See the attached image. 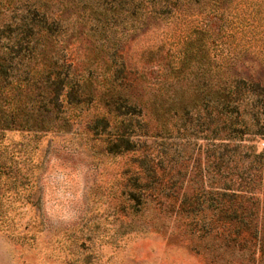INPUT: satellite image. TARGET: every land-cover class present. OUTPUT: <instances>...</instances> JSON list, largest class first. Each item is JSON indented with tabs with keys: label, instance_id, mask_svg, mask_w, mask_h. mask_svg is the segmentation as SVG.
I'll return each mask as SVG.
<instances>
[{
	"label": "rangeland",
	"instance_id": "obj_1",
	"mask_svg": "<svg viewBox=\"0 0 264 264\" xmlns=\"http://www.w3.org/2000/svg\"><path fill=\"white\" fill-rule=\"evenodd\" d=\"M52 1L56 10L62 0ZM149 1L140 8L138 0L87 6L80 22L72 15L59 57L74 77L91 71L93 78L61 92L67 124L0 130V264H264V246L257 249L246 233L250 242L230 240L229 232L230 246L224 245L213 210L221 203L222 222L235 213L261 220L264 168L253 159L228 164L246 172L252 194L220 197L211 187L221 168L214 146L220 86L242 88L248 125L224 142L264 157V97L246 91L250 83L264 86V18L257 15L254 37L213 29L199 39L187 34L200 26L189 19L200 22L203 3L151 18ZM224 4L238 18L242 9L264 10V0ZM117 69L127 84L112 89L104 78ZM117 96L139 115L113 116L109 105ZM102 116L112 129L99 122L92 130ZM119 133L128 143L115 140Z\"/></svg>",
	"mask_w": 264,
	"mask_h": 264
},
{
	"label": "trees",
	"instance_id": "obj_2",
	"mask_svg": "<svg viewBox=\"0 0 264 264\" xmlns=\"http://www.w3.org/2000/svg\"><path fill=\"white\" fill-rule=\"evenodd\" d=\"M48 1L51 0H0V130L46 131L52 130L55 125L62 122V126L67 124V119L61 117L65 113L59 100L61 92L65 88L78 91L92 82L91 71L84 72L78 77L72 75L74 70L65 62V59L59 57L61 49L57 46L60 42L62 43V37L67 36L69 19L72 15H79L77 21L80 22L84 19L83 13L86 7L94 5L83 4L80 9L71 12L73 8H77L75 4L86 3L87 0H62L64 2L61 1L60 7L57 6L56 10L53 7V3L56 2L52 1L50 4ZM115 1L117 0H98L95 6L103 4L105 6ZM138 1V8H140L149 0ZM226 1L229 0H150L151 9L148 12L151 13V18L172 17L176 13L180 14L181 11H188L189 7L186 9L184 6L203 3L205 11L204 17H200V22L197 18L189 19L190 22L200 23V26L192 25L187 35L199 36V39H202L205 36L210 37L209 34L213 29L219 35L234 36L238 33L244 36L248 32L251 37H254L260 33L261 23L258 22L257 15L262 14L261 17L264 18V10L263 12L259 10V6L251 7L248 12L240 9V13L243 14L241 18H238V13L229 16L226 10L230 7L224 4ZM245 13L249 17L246 18ZM255 17L257 19H254ZM216 23L219 25L215 28ZM20 67L26 71L16 74V70ZM122 72L123 69H117L111 76L104 78L109 88L126 87L127 81L122 80L124 78L121 75ZM241 90L242 88L235 84L228 87L220 86L215 91L218 98V116L215 120L214 134L219 142L214 146L217 147L216 157L220 160L221 168L217 173L218 179L211 187L217 190L218 196H230L232 199L242 197V194H252L253 191L247 186L250 179L244 177L243 174L246 172L234 173V169L232 171L228 164L253 159L258 161L256 163L260 168H264L262 154L249 150L240 153L236 149H239L241 145L224 142L237 139L248 130V125L242 119L244 108L241 110L243 95ZM246 91L252 96L263 95L264 97V86L261 87L257 83H250ZM109 111L113 116L118 117L139 115L136 105L128 102L127 99H121L120 96L110 101ZM99 122L100 128L112 129L110 119H105V116L95 120L91 129L99 131L100 128L97 125ZM123 136L124 133H119V137L115 140L128 143V139ZM233 177L241 183L237 181L233 183L235 180ZM261 192L264 196V191ZM262 202L264 204V200ZM213 210L217 211L214 217L221 220L219 224L224 232L222 237L225 246H230V241L227 240L229 232L232 234V237H229L230 240L241 238L245 242H250L246 241L248 239L242 234L246 233L248 237L254 239L257 249L262 250L264 213L261 215V220L254 218L255 214L238 216L235 213L233 219L227 216V221L222 222L225 217L222 214L224 211L221 203L214 206Z\"/></svg>",
	"mask_w": 264,
	"mask_h": 264
}]
</instances>
